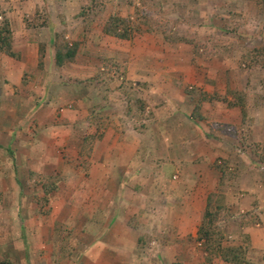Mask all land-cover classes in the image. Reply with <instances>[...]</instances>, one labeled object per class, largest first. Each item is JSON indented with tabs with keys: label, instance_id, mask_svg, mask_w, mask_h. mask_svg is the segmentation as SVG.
Returning a JSON list of instances; mask_svg holds the SVG:
<instances>
[{
	"label": "rangeland",
	"instance_id": "rangeland-1",
	"mask_svg": "<svg viewBox=\"0 0 264 264\" xmlns=\"http://www.w3.org/2000/svg\"><path fill=\"white\" fill-rule=\"evenodd\" d=\"M0 6V27L6 20L10 22L9 37L14 53L9 51L8 46H5L3 51L0 50L1 178L8 172L17 171V162L11 161V157L21 149H16V133L21 117L30 115L23 108H30L35 101H49L48 96L44 94L50 86L46 87L44 77L48 81V76L51 80L53 77L52 73L47 71L45 58H48L49 64L51 63L49 68L55 73L53 84L69 86L73 91L80 87H91L88 94L92 96L98 92V95L105 96L107 93L104 92L111 91L112 86H119L129 101L128 107L131 106V111L128 112L127 108L124 115L129 116L134 125L139 124L141 129H150L149 137L152 143L150 145L148 142L149 148L156 146L154 134L157 128L161 127V137H158L162 143L159 144L163 148L161 151H172V147L169 148L166 144L172 139L178 143L176 145L181 150L187 151L191 148L193 151L194 143L185 138L188 130H184L186 127L180 124V131H176L169 120L168 112L163 114L161 126L150 128L152 121H155V115L144 94L149 90H158L164 96L154 98V105H165L164 110L168 106L177 105L181 110H185L190 104V119H196L202 128H207L209 138H212L209 149L212 159L199 163L206 162L204 165L209 164L208 167L213 169H217L215 164H220L226 170V180H220L219 185L218 179L216 200L214 199L217 202L213 209V213L219 215L216 224L222 231L219 232L221 241L224 245L243 247L245 260L241 264H264V243L260 241L264 239V204H261L260 199L257 200L258 207L251 214L247 208H243L242 212L241 209L238 211L244 192L256 196L252 197L253 199L244 196L246 206L251 200L258 199L257 195L264 198V55L261 56L260 53L264 48V0H0ZM112 17L125 19L129 25L130 37L122 38L105 31ZM23 18L27 21L26 27L38 28L35 31L36 43L39 44L38 66L17 63L13 44L17 46L25 39ZM63 45L77 46L75 60L66 59L64 66L57 63L56 55L59 46L63 48ZM101 46L104 48L101 49ZM98 57L100 60L93 63ZM9 58L16 62L8 63ZM5 69L12 70L7 72ZM114 72L123 75L124 80L116 81ZM105 73H110L111 77L106 75L108 80L99 79L98 83V75ZM58 90L65 93L66 89ZM102 99V103L98 105L104 108ZM138 100H142L141 103ZM24 103L28 107H23ZM90 110L89 108V116ZM101 111L103 114V109ZM41 115L44 116L42 113ZM121 120L126 121L124 117H121ZM171 131H174L175 135L168 133ZM86 150L91 152L87 148ZM159 153L160 150L158 155ZM86 154L88 153L85 152L84 155ZM162 154L164 157L168 155L163 152ZM146 155L142 157L146 158ZM156 160L158 162L154 163L155 160H150V156L141 160L140 164L149 166H144L143 172L156 176L163 164V161L160 163L161 158ZM185 162L187 163L182 161ZM85 163L86 160H69L68 171H86ZM132 166L137 169L134 162ZM184 172L186 175V168ZM8 178L9 176L4 177L10 191H1L3 188L0 186V217L4 218L5 222L19 213L18 200H23L19 197L24 195L26 200L33 199V193L13 191ZM69 178L70 176L63 173L62 178L59 174L53 176L51 190L54 191L51 197L46 196L45 209L43 197L41 201L36 198L42 205L37 210L36 217L43 218L44 214L51 213L50 203L58 200L64 190L59 181L66 179L67 185ZM145 180V202L149 208L143 215L145 221L141 223L138 218L131 220L133 233L141 236L139 242L143 249L135 253L137 256L132 255V264H230L219 254L213 253L209 245L199 242L198 233L196 237L190 235L181 241L176 238L173 252L166 249L159 251L156 243L167 240L168 236L164 238L163 234L168 233L169 229L164 231L161 226L156 225V217L163 216L160 211L157 212L160 207L156 208V201L161 203L166 197L159 192L156 194V187L149 183L152 181L150 176L145 177ZM42 181L41 179L40 182ZM176 191H180L177 193V201L184 203L187 199L183 197V191L179 187ZM199 192L201 190L195 194L200 198L204 191ZM66 195L69 199L72 198V194ZM36 196L38 197V194ZM156 196L161 199L156 200ZM182 206L180 205V209ZM60 212L63 213V209ZM232 213L236 215L235 218ZM19 215L21 216L20 213ZM243 215L246 221H252L255 226L256 235L252 241L250 236L236 233L238 230L234 225L242 222ZM251 215L254 217L251 218ZM72 216H75L74 213ZM61 221L63 224H59L57 217V224L50 225L47 231V234L49 232L54 238L51 249L56 252H53L52 261H59L61 257V260L65 259V264L98 261L97 256H92L89 247L91 233L86 228L80 231L79 227H75V220L71 216ZM197 224L196 222V227L200 226ZM41 235L46 236L44 232ZM0 243L4 245L0 247V264H15L10 255L12 250L17 248L16 242L7 240ZM4 250L7 253L3 256L1 254ZM191 253H196L194 259L188 257ZM14 254L16 256V252ZM18 256L17 254L16 257ZM114 261L119 259L109 260L111 263Z\"/></svg>",
	"mask_w": 264,
	"mask_h": 264
},
{
	"label": "crops",
	"instance_id": "crops-1",
	"mask_svg": "<svg viewBox=\"0 0 264 264\" xmlns=\"http://www.w3.org/2000/svg\"><path fill=\"white\" fill-rule=\"evenodd\" d=\"M11 16L13 18V15ZM25 22L27 21L23 18V28L26 33L24 41L17 46L13 44L17 53V63L24 66H38L39 44L36 43L35 35L38 28L26 27ZM100 48L103 49L104 46ZM106 52L108 53L107 49ZM97 60L100 58L98 57L93 63H96ZM45 61L48 66L47 71H50L53 77L51 80L48 76L49 81L44 77V82H47V86L46 84L45 86L47 88L52 87L46 89L47 93L44 94V96H48L49 101L46 103L35 101L30 108H23L30 115L21 117L18 126L20 131L18 130L16 133V149L17 151L20 147L21 149L12 157L10 156L12 162H17V171L5 174V176H9L8 180L13 191L33 193L31 200H26L24 195L19 197L20 200L23 199L22 201L18 200V211L21 216L17 213L16 216L6 222L4 218L0 217V241L13 240L17 244L16 250L11 248L12 254H9L13 259L12 261L15 264H63L65 259L61 260L62 257L59 258V261H52L53 252H56L55 249H51L54 245L52 243L54 238L49 232L47 234V231L50 229V225L57 224V217L60 220L59 224H63L61 219L66 220L71 216L75 220V227H79L80 231L86 228L91 233L89 247H91L92 256L95 258L97 256L98 261L87 264H132V255L137 256L135 253L138 250L142 251L143 246L139 242L141 236L133 233V226H131L133 221L131 220L138 218L141 223L145 221L143 215L149 209L148 203L145 202L147 199L145 177L147 176H150V180H152L149 183L156 187V194L159 192L161 195L165 194L166 197V200L161 203L156 201V208L159 209L160 207L157 212L160 211V214H163L161 217H156V225L161 226L164 231L167 230L166 228L169 229V231L167 230L168 233L162 231L164 238L168 236L165 241L167 243L157 242L158 250L163 252L166 249L173 252L175 247H173V243L176 238L181 241L190 235L196 237L204 220L209 196L217 192L218 179L220 185L221 172L218 169L208 167L209 164L204 165L206 162L199 163L203 160L207 161L209 158L212 159L211 151L209 152L212 138H209L206 127L202 128L201 124L198 123L199 121L190 119V104L185 110H181L177 105L168 106L164 110L165 105L156 106L153 104L155 103L154 98L164 96L161 92L149 90L144 94V98L147 97V102L151 104V111L155 115V121H152L151 125L149 124L150 128L161 126V121L164 120L163 114L168 112L173 128L180 131V124H183V127H186L184 130H188L185 138L187 137L188 141L194 143L193 151L191 148L183 151L176 145L178 143L172 139L166 143L169 148L172 147V151L166 149V151H161L163 148L159 145L161 142L158 140V137H161V127H158L157 132L154 129L156 146L149 148L148 142L150 145L152 143L149 137L150 129L148 131L141 129L138 127L139 124L134 125L129 116L124 115L126 109H129V101L119 86H112L111 91L104 92L107 93L105 96L98 95L99 92L93 96L88 94L91 87H80V89L73 91L69 86L52 83L55 73L49 68L51 63L49 64L48 58H45ZM50 61L53 62V59ZM11 62L14 64L16 60L9 58L8 63ZM5 70L8 72L12 69ZM106 75L111 77L110 73H105L100 74L99 76L102 78L99 79L106 80ZM120 75V73H113L116 81L124 80L123 75ZM121 78L123 79L121 80ZM9 87L10 84L8 89ZM53 88L54 90H51ZM60 88L66 89L64 90L65 93L58 90ZM101 99L106 104L103 108L104 116L101 118L103 123L100 132H98L102 134V137L97 138L93 143L91 152H87L84 147V137L97 133L96 125L87 121L88 111L89 108L102 103L100 102ZM26 106L28 107V105ZM26 106L24 103L23 107ZM121 117H124L126 121H122ZM168 133L172 136L175 135L174 131ZM12 136L14 137V135ZM10 142L12 143V141ZM158 146L159 149H157ZM25 150L27 152H24ZM159 150L160 156L158 155ZM84 152L88 154L84 155ZM162 152L168 154L167 157H164ZM181 152L184 154L182 155ZM142 155H146V158L150 156V160H155L154 163L158 162L156 158H161L160 163L163 161V164L156 176L150 175L146 171L143 172V167L149 166L145 163H139L141 160H146ZM69 160H86V171L84 169L77 172L68 171ZM182 161H187V163H182ZM133 162L137 167L136 170L132 166ZM184 168H186V175ZM201 168L204 170H200ZM197 171L198 173H196ZM62 173L70 176V178L67 185L66 179L59 181L60 186H64V190L61 191L62 195L58 198L60 202L48 200L52 206L51 213L49 215L44 214L43 218L36 217L37 210L42 207L38 201H41L40 199L43 197L45 209L46 196L51 197V193L54 191L51 190L52 178L58 174L62 178ZM5 176L0 177V186L3 188L1 191L9 192L10 189L5 184ZM41 179L42 182H40ZM177 187L183 191V197L187 199L184 203L177 201L179 197L177 193L180 192L176 191ZM200 190L204 192L199 198L195 192ZM225 193L227 195V192ZM66 194H72V198L69 199ZM242 195L243 198L240 199L238 207V211L241 209L240 212L244 211L243 208H247L251 214L258 207L259 202L257 200L259 199L261 204H264V198L257 195L258 199L251 200V203L246 206L244 196H247L248 199H253L252 197L256 196H251L246 192ZM159 199L156 196V200L159 201ZM180 205H183L185 210H183V206L180 209ZM61 209H63V213L60 212ZM66 211L67 213H65ZM73 213L74 217L72 216ZM232 216L236 217L235 214ZM253 217L251 215V218ZM243 219L241 223L236 222L237 224L234 225L238 230L236 233L241 232L242 236H250L252 241L256 235L255 226L252 221H246L245 215H243ZM159 220L161 221L158 224ZM196 222L200 226L197 224L196 227ZM65 225H67V221ZM4 226L8 228L5 229ZM42 232L46 236L41 235ZM257 238L260 239L259 236ZM260 241L264 243V239H260ZM199 242L202 243L203 241ZM2 246L4 245L0 243V247ZM233 246L235 245H224V247ZM14 252H16V256L17 254L19 256L16 257ZM155 252L158 253V251ZM6 253L4 250L1 255L4 256ZM195 256L196 253L188 254L191 259H194ZM110 258H117L119 261L111 263L109 262Z\"/></svg>",
	"mask_w": 264,
	"mask_h": 264
},
{
	"label": "trees",
	"instance_id": "trees-1",
	"mask_svg": "<svg viewBox=\"0 0 264 264\" xmlns=\"http://www.w3.org/2000/svg\"><path fill=\"white\" fill-rule=\"evenodd\" d=\"M0 14L1 13V6H0ZM129 30V25L125 21V19L120 18V17H112L110 18L109 22L107 23V26L105 28V31L107 33H113V35L122 37V38H128L130 37V33L128 32ZM11 32L10 29V22L6 20L4 25L0 27V41H1V46L0 50L3 51L5 46L9 47V51L13 53L12 50V42L11 38L9 37V33ZM8 36H6V34ZM6 39V42H5ZM11 42V43H10ZM7 43V45H5ZM11 46V47H10ZM77 53V46L69 47L67 45H63V48L59 46V52L56 54L57 55V63L59 65H63L65 60L68 59L70 61L75 60V55ZM261 56L264 55V48L262 51H260ZM42 56H44L42 54ZM100 75V74H99ZM99 75L97 77L98 83H99ZM96 79V80H97ZM142 100H138L139 103H141ZM102 106L100 105H95L94 107L91 108V113H90V118H88L89 123H93L97 127V133L96 134H91L86 137H84V147L92 150L93 143L97 138H101L102 134H99L101 130V126L103 121L101 118L104 116L102 114L101 108ZM131 108V106H130ZM128 109V112L131 111V109ZM85 153V152H84ZM215 168H217L221 173H222V178L221 182H224L227 178L225 168H223V165L220 164H215ZM216 193L210 194L209 199H208V206L205 211V216L202 225L199 228L198 231V239L199 241H203L209 247L212 248L213 253L219 254L220 256L223 257L225 261L233 262V263H243L245 260V251L243 247L241 246H233V247H224L223 241H221L220 234L219 232L221 231V228L216 224L218 220V214L213 213L214 209V204L216 200L215 198ZM215 199V200H214ZM218 207H222V205H218ZM222 233V231H221Z\"/></svg>",
	"mask_w": 264,
	"mask_h": 264
}]
</instances>
